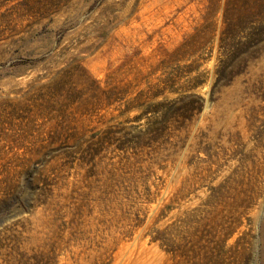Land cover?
<instances>
[{"label": "rangeland", "instance_id": "1", "mask_svg": "<svg viewBox=\"0 0 264 264\" xmlns=\"http://www.w3.org/2000/svg\"><path fill=\"white\" fill-rule=\"evenodd\" d=\"M0 264H264V0H0Z\"/></svg>", "mask_w": 264, "mask_h": 264}, {"label": "trees", "instance_id": "2", "mask_svg": "<svg viewBox=\"0 0 264 264\" xmlns=\"http://www.w3.org/2000/svg\"><path fill=\"white\" fill-rule=\"evenodd\" d=\"M188 96H190V95H187V96H185V97H182L180 100H184V98H187ZM172 102H175V101H172ZM181 108H182V107H180V108H175V109H174V112H171V113H169V114H167V115L164 116V119H163V123H164L163 125H164V126H162V127L159 128V131H158L157 136H154L153 138H151L152 141L157 140L158 137H160L161 135L164 134L165 130L167 129V128H166V127H167L166 123H167V121H169L172 117H175L176 115H180V116L183 117L184 120H185V119H188V118L190 117L191 112L193 111V108H185V109L183 110V112H182L181 114H179L180 112H179L178 110L181 109ZM156 112H157V111L154 110V113H156Z\"/></svg>", "mask_w": 264, "mask_h": 264}]
</instances>
